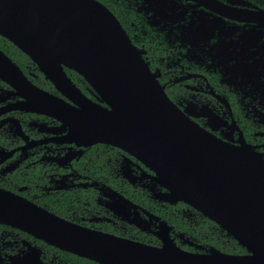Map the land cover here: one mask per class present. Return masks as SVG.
<instances>
[{
  "label": "flooded vegetation",
  "instance_id": "af4514ba",
  "mask_svg": "<svg viewBox=\"0 0 264 264\" xmlns=\"http://www.w3.org/2000/svg\"><path fill=\"white\" fill-rule=\"evenodd\" d=\"M98 1L185 116L220 141L251 146L264 160V0ZM65 72L96 100L77 72ZM62 101L71 103L0 34V193L75 227L152 247L167 237L189 253L212 247L246 253L196 207L166 200L167 187L144 156L108 141L78 142L62 120ZM232 243L238 252L224 250H235ZM0 264L104 263L0 221Z\"/></svg>",
  "mask_w": 264,
  "mask_h": 264
},
{
  "label": "water",
  "instance_id": "95a60500",
  "mask_svg": "<svg viewBox=\"0 0 264 264\" xmlns=\"http://www.w3.org/2000/svg\"><path fill=\"white\" fill-rule=\"evenodd\" d=\"M0 34L71 100L59 109L72 137L108 141L144 156L154 178L166 185V200L196 207L246 253L215 247L189 253L167 237L161 247H152L75 227L5 193H0V221L104 264H264L261 155L247 144L220 141L185 116L105 5L98 0H0ZM65 68L87 82L96 100L77 88Z\"/></svg>",
  "mask_w": 264,
  "mask_h": 264
},
{
  "label": "trees",
  "instance_id": "16d2710c",
  "mask_svg": "<svg viewBox=\"0 0 264 264\" xmlns=\"http://www.w3.org/2000/svg\"><path fill=\"white\" fill-rule=\"evenodd\" d=\"M232 244H233V243H232ZM233 247H235V250H233V249H232L231 247H229V246H228L227 248L225 247L224 250H225V251L238 252V250L240 249V247H239L238 245H236V244H233Z\"/></svg>",
  "mask_w": 264,
  "mask_h": 264
}]
</instances>
